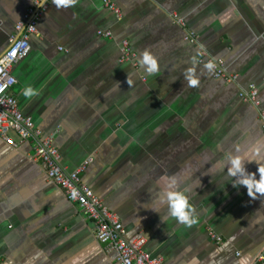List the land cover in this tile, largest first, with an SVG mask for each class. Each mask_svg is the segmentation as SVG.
<instances>
[{"label":"crops","instance_id":"1","mask_svg":"<svg viewBox=\"0 0 264 264\" xmlns=\"http://www.w3.org/2000/svg\"><path fill=\"white\" fill-rule=\"evenodd\" d=\"M109 1L121 19L103 0H75L59 10L51 2L29 55L12 69L19 109L42 137L54 135L67 173L92 157L81 183L129 236L145 237L152 257L165 264H189L193 256L200 264H234L250 253L254 264H264V195L249 197L227 169L213 167L218 161L226 167L228 155L264 141L258 109L239 98L252 83L264 110V0ZM32 3L0 0V54ZM172 14L198 45L184 42ZM122 41L138 61L151 51L159 72L119 63ZM201 49L237 75L236 83L214 79L198 62ZM188 68L199 81L195 87L185 80ZM28 87L35 94L26 97ZM32 153V143L13 148L0 140V264H114L95 241L93 224L47 181L41 165L29 160ZM257 167L245 164L258 179ZM162 177L185 193L196 223H178L167 202H157Z\"/></svg>","mask_w":264,"mask_h":264},{"label":"built area","instance_id":"2","mask_svg":"<svg viewBox=\"0 0 264 264\" xmlns=\"http://www.w3.org/2000/svg\"><path fill=\"white\" fill-rule=\"evenodd\" d=\"M52 1L33 0L21 21L14 26V33L8 39L7 48L0 54V140L13 148L23 143H32L33 153L29 160L41 165L47 181L58 187L65 200L77 206L84 219L93 224L95 241L102 252L112 258L114 264H165L162 258L152 257L146 252V239L141 233L129 236L117 215L109 210L89 187L81 183L80 174L92 164V157L85 159L75 171L67 173L60 166V155L53 145L54 135L42 137L31 118L22 114L12 93V88L17 83L12 74L13 66L29 55V41L32 37L38 36L36 24ZM103 7L112 12L117 19H121L120 10L109 0H103ZM171 16L173 22L183 30L184 42L198 45L197 36L186 29L184 21L176 14ZM96 36L104 40L112 39V34L108 31H97ZM198 62L204 65L211 62L215 65L212 70L214 79L228 84L236 83L238 76L228 73L221 60L210 57L203 49L199 51ZM119 63L129 64L135 70L139 68L137 54L127 41L120 44ZM257 95L258 90L252 83L239 91L242 102L258 109L260 130L264 136V110L260 108L261 103ZM11 135L16 137V141ZM209 236L215 244L222 243L221 238L213 232H210Z\"/></svg>","mask_w":264,"mask_h":264},{"label":"clouds","instance_id":"3","mask_svg":"<svg viewBox=\"0 0 264 264\" xmlns=\"http://www.w3.org/2000/svg\"><path fill=\"white\" fill-rule=\"evenodd\" d=\"M74 4L75 0H53V5L58 10L61 8L67 9L73 7ZM139 64L149 75H154L159 72L158 57L147 49L140 53ZM204 67L208 70L209 74H211L215 65L210 62L204 65ZM191 73V68L185 70V80L189 86L195 87L199 81L192 78ZM127 83L129 86H132L129 77ZM115 85L116 88L120 90L119 83L115 82ZM23 94L28 97L35 93L31 87H28L24 89ZM238 152L239 149L228 155V165L226 167L222 161H218L213 167L221 171L227 169L226 175L235 178L233 186H244L247 189L249 197H253L254 194L264 195V167L258 165V161L264 159V141H258L243 155L238 154ZM248 162L257 163L258 179L256 173H250L246 170L245 164ZM159 183L161 187L157 196V202L160 204H163L165 201L167 202L168 216L174 218L178 223L188 226L196 223L195 215L188 202V198L184 192L177 190L176 182L170 178L162 177ZM73 196H75V193H73ZM189 264H200V262L197 257L193 256ZM234 264H254L253 257L250 253H245L241 255Z\"/></svg>","mask_w":264,"mask_h":264}]
</instances>
